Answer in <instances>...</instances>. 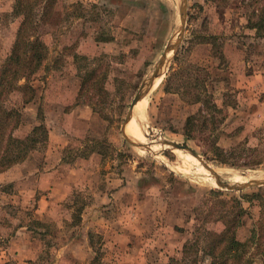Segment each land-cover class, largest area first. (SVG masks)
Returning <instances> with one entry per match:
<instances>
[{
    "label": "rangeland",
    "instance_id": "1",
    "mask_svg": "<svg viewBox=\"0 0 264 264\" xmlns=\"http://www.w3.org/2000/svg\"><path fill=\"white\" fill-rule=\"evenodd\" d=\"M263 5L186 0L180 45L129 119L133 135L126 134L144 144L138 147L122 125L135 93L177 39L180 0H54L36 28L48 55L30 78L34 97L23 103L14 90L4 101L21 112L13 134L23 139L42 123L52 129L75 103L96 102L97 119L78 138L59 144L58 132L59 146L49 147L55 140L48 136L28 154L61 157L64 176L81 168L67 191L28 186L22 174L35 161L14 180H0V264H175L184 244L201 254L203 229L223 228L219 211L234 204L225 202L239 200L256 219L264 185L229 190L212 173L228 183L264 177V39L248 26ZM21 13L16 0H0V65L20 43ZM85 68L105 77L79 94ZM198 95L203 102H195ZM70 123L60 128L72 130ZM215 147L233 149L229 163L216 161Z\"/></svg>",
    "mask_w": 264,
    "mask_h": 264
},
{
    "label": "trees",
    "instance_id": "2",
    "mask_svg": "<svg viewBox=\"0 0 264 264\" xmlns=\"http://www.w3.org/2000/svg\"><path fill=\"white\" fill-rule=\"evenodd\" d=\"M53 1L16 0L22 12L18 28L21 40L14 52L7 56L0 65V172L23 161L36 147H45L47 141L48 133L43 123L33 127L25 138H16L13 132L21 123V112L15 107L7 108L4 101L14 90L22 91L23 103L30 102L34 97L30 78L37 73L48 55L47 45L40 38L36 28L39 21L49 15ZM255 15L253 21L248 20V26L255 29L256 37L263 38L264 5ZM79 75L82 79L79 94L86 91L85 85L89 80L98 82L105 77V74L96 75V70L89 68L80 70ZM20 80H24V83L20 84ZM200 100L201 97L198 95L195 102ZM86 104L90 105L93 110L97 106L96 102ZM214 150L216 161L230 162L228 158L233 149L215 147ZM257 163L258 161H248L244 165ZM225 203L235 205L220 209L218 219L221 220L223 228L218 232L203 229L201 254L198 250L192 249L191 245L184 244L182 257L175 261V264H205L204 260H207L206 264H253L254 257L260 259V264H264V197H258L256 219L249 215L239 200L232 199ZM242 228L246 229L245 240L238 236Z\"/></svg>",
    "mask_w": 264,
    "mask_h": 264
},
{
    "label": "crops",
    "instance_id": "3",
    "mask_svg": "<svg viewBox=\"0 0 264 264\" xmlns=\"http://www.w3.org/2000/svg\"><path fill=\"white\" fill-rule=\"evenodd\" d=\"M254 34H255V29L254 28H250ZM258 39H264L263 38H258ZM264 72L260 71V74L262 75ZM80 88V87H79ZM64 113V112H63ZM96 113L95 111L92 109V107L88 104H80L77 105L75 103L74 107L66 112V114H63L60 119L57 121L56 125L52 126V129H47L48 130V136H52L54 138L55 141H53L52 143H50L49 147H53L52 149H54L55 146H59V144H63V140H65L64 142H66L67 139H74V138H78L79 135L83 132H85L86 130V126L88 125V123L92 124L94 122V120L97 119L96 117ZM65 119V120H63ZM71 121V127L72 130H64L60 128V125H63L65 121ZM131 121V120H130ZM129 121V122H130ZM128 122V123H129ZM53 124V123H52ZM81 129H77V128ZM89 126V125H88ZM83 128L85 130H83ZM58 130V131H57ZM79 131H81V133H79ZM59 133L60 135V139L58 141V143H56V133ZM79 134V135H77ZM65 135V136H64ZM64 136V137H63ZM65 144V143H64ZM32 155L27 156L23 161H21L20 163L8 168L7 170H5L4 172L0 173V180L1 182H9L11 180H14V178L16 177V174L18 173V170L21 171L20 169H24L25 167H27L31 162L34 164L33 161L36 162V167L34 168V170L32 171H28L27 173H25L23 171L24 174H22V178H25V181L27 183L28 186L30 187H34V189L37 191H42L45 192L48 189H50V193H52V195H56V194H60L63 190L67 191V187L69 186V188H71L73 186V184H77L79 183L77 181V173L79 171V169L81 168H77L76 172H74L72 175H68V176H64V174L62 175V173L60 172V168L62 167V159L61 157H55L52 154H46L44 156H42V158L36 160V159H32L31 158ZM92 157H98L100 159V155L98 154H92ZM90 157V158H92ZM31 158V160H30ZM56 158V159H55ZM83 159V158H82ZM82 161H86V159H83ZM82 172V171H80ZM120 235L116 234L114 240L115 241H119ZM75 238H73L72 240H74ZM88 239V238H87ZM75 241V240H74ZM142 264V263H141Z\"/></svg>",
    "mask_w": 264,
    "mask_h": 264
},
{
    "label": "water",
    "instance_id": "4",
    "mask_svg": "<svg viewBox=\"0 0 264 264\" xmlns=\"http://www.w3.org/2000/svg\"><path fill=\"white\" fill-rule=\"evenodd\" d=\"M185 18H186V0H180V19H179V25H178L177 39L174 42H170L167 44V46L163 50V53L161 54V56L158 58V60L154 64V67L151 71V75L147 78L146 81H144L142 83V85L139 87L138 91L135 93V95H134V97L130 103V106H129L125 121L123 122L121 131H122L124 137L131 144H133L135 146L143 147L144 144H142L140 142L133 141L130 137H128V135L125 132L126 123L131 117L134 105L142 97H144V95L146 94V92L148 91L150 86L152 85L153 81L162 76L163 70L166 67L167 63L169 62L168 54L170 52L174 53L176 51V49L178 48V46L180 45V41L182 40V34H183V30H184L185 20H186ZM162 143H167L172 148H177L180 150H186L191 155L198 157V155H196V153L192 149L187 147L186 145L179 144V143L172 142V141H162ZM205 166H206V164H205ZM212 174H213V177H214L216 184L218 186L225 188V189H229V190H241V189L248 188V187L264 185V179H253V180H249V181L244 182V183H228L226 181H223L217 174H215V173H212Z\"/></svg>",
    "mask_w": 264,
    "mask_h": 264
},
{
    "label": "bare ground",
    "instance_id": "5",
    "mask_svg": "<svg viewBox=\"0 0 264 264\" xmlns=\"http://www.w3.org/2000/svg\"><path fill=\"white\" fill-rule=\"evenodd\" d=\"M158 81V80H157ZM151 87V86H150ZM150 89V88H149ZM149 89H148V91H149ZM147 91V92H148ZM146 92V93H147ZM136 105V104H135ZM134 105V106H135ZM134 108V107H133ZM133 111V110H132ZM129 121V120H128ZM128 121H127V123H128ZM127 123H126V125H127ZM126 127V126H125ZM126 133L129 135V136H131L132 137V135H133V122L132 121H130L129 123H128V125H127V128H126ZM261 179H264V177L262 178L261 177ZM230 183V182H229ZM244 183V182H243Z\"/></svg>",
    "mask_w": 264,
    "mask_h": 264
}]
</instances>
